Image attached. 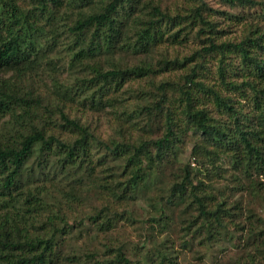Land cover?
<instances>
[{"label": "trees", "instance_id": "16d2710c", "mask_svg": "<svg viewBox=\"0 0 264 264\" xmlns=\"http://www.w3.org/2000/svg\"><path fill=\"white\" fill-rule=\"evenodd\" d=\"M29 1L0 0V70L14 78L0 79V264H131L123 246L93 239L158 182L166 188L148 219L160 233L180 226L200 246L239 241L223 264H264V0H223L240 8L223 12L242 25L232 39L205 16V0ZM190 38L199 47L182 61L154 63L162 44ZM53 45L66 49V83L52 73L55 90L43 95L33 84ZM117 51L136 61L111 64ZM134 78H148L141 106L121 111L124 132L102 138L100 113L116 115ZM189 131L195 165L179 163ZM157 254L156 264H172Z\"/></svg>", "mask_w": 264, "mask_h": 264}, {"label": "rangeland", "instance_id": "374dc122", "mask_svg": "<svg viewBox=\"0 0 264 264\" xmlns=\"http://www.w3.org/2000/svg\"><path fill=\"white\" fill-rule=\"evenodd\" d=\"M18 2L22 7L30 6L29 0H18ZM175 2L176 0H161V5L163 7H169L173 6ZM183 3V1H178V4L181 5L182 8L185 7ZM205 3L210 7V10L204 12L205 16L207 15L210 20H213L218 29L225 30V39H232L242 34L241 24L233 23L223 17V12H237L240 8H233L223 0H205ZM199 44L198 40L192 38L182 44H169L166 42L162 44L161 47L155 49L153 61L156 63L157 60L162 57L169 58L170 60L178 58L182 61L185 57L190 55L195 48H198ZM119 53L120 52L117 51L108 56V61L111 64L121 63V65L136 61L135 57L133 58L131 55L128 58H124L125 54ZM39 65L41 66L38 67V73L35 74L36 81L33 84L37 91L44 95L52 89L55 90L51 79L52 73H54V77H57L58 80L66 83V49L53 45L51 52H48L46 55L43 54L39 59ZM209 65L210 69L213 70L214 67L212 63H209ZM182 72V68L164 71L156 75V82L166 77L176 78L182 74ZM209 74L210 76L213 75L211 72ZM1 78L14 79L12 71L10 70H0V79ZM147 80L148 78H134L126 82L125 91L119 97L121 100H124V103L119 106L116 115L111 113L109 109L100 113V121L98 122V128L96 130L98 135L103 138L119 136L117 132H124L120 130V128L125 129V125L122 126L123 119L122 115H120L121 111L125 108V111L129 112L133 110L134 107L138 108L141 106V102H139L137 95L139 94V90L146 88L145 84H148L146 83ZM208 80L210 81V78H208ZM124 104H126V107H124ZM194 140L195 135H192L191 131L183 137L180 147L178 148L180 152L178 153L179 163L190 162L191 165H195V161L191 155V148ZM222 162L224 163V161ZM144 164L147 163L145 162ZM151 170L155 174L158 173L157 168L153 165ZM169 172H171V170L167 171V174L165 173L166 176L162 177V181L168 183L170 179L168 175ZM160 183L161 182H158L156 188H139L138 192L133 194L129 199L130 202L126 203L123 207H119V209H116L115 204L112 202V209H116L117 212H120L121 208H124L126 217L118 221L116 227L108 233H98L93 241L96 244H101L103 241H110L111 245L114 247L123 246L127 256L131 260V264H156L157 259L154 257H156L158 255L157 253L160 251L172 257V264H223L226 260L233 259L239 255L242 250L240 248L241 242L239 243V241L233 243L228 240H222L200 246L198 245L200 238L193 237L191 233L183 231L180 226H175L173 229L172 226H167L166 229L164 228L165 231L160 233L163 227L158 226L156 222H150L148 219L152 213H156L152 206H159L158 195L160 191L166 188L164 182H162L161 185ZM157 187H160V189L158 190ZM56 194L60 196L57 191ZM238 197L242 198L243 194H239ZM84 201L85 205L88 202H96L99 205L105 202L95 201V199L91 201L88 197H85ZM86 208L88 207L86 206ZM64 209L66 210V204L64 205ZM70 212L76 217H82L76 207ZM87 223H84L83 226L92 228V225H87ZM89 232L94 233V230H89ZM90 238L91 237H86L82 239L80 243L84 244V246H87L89 243L93 244L89 240ZM85 242L87 244H85Z\"/></svg>", "mask_w": 264, "mask_h": 264}]
</instances>
